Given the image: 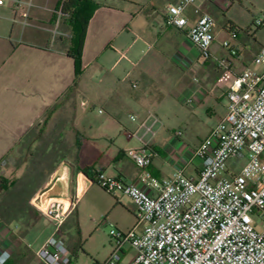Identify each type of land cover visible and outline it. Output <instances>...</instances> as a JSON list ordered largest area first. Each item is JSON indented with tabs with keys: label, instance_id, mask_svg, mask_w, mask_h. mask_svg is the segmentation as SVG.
<instances>
[{
	"label": "crops",
	"instance_id": "1",
	"mask_svg": "<svg viewBox=\"0 0 264 264\" xmlns=\"http://www.w3.org/2000/svg\"><path fill=\"white\" fill-rule=\"evenodd\" d=\"M32 1L30 26L0 19V190L16 184V179H10L12 164L17 175L27 170L28 150L23 139L60 109L74 107L75 144L78 139L82 148L74 163L62 161L52 167L29 206L15 211L14 217L0 213V250L11 254L7 264H45L38 252L57 231L73 257L78 258L79 252L89 257L98 254L94 238L99 229L94 221L87 224L81 202L95 188L100 191L97 174L141 185L143 171L128 156L129 150L142 147L140 139L156 151L148 169L154 177L170 178L183 169L196 180L201 161L194 153L199 145L184 141L181 132L160 120L154 126L155 135H145L141 124L152 123L165 108L185 124L206 114L208 121L219 120H211L217 126L228 113L231 83H217L220 71L215 58L228 60L233 74L239 75L254 68L253 60L264 48L263 29L253 24L255 13H264V0H195L185 12L188 24L183 30L166 23L168 6L181 0H105L96 2L99 7L90 20L82 54L83 73L76 78L74 60L67 54L72 35L69 32L65 40L52 34L61 0ZM195 8L215 20L209 59H204L187 37V30L198 18ZM0 12L6 17L14 15L9 7L0 8ZM62 23L61 19L60 30ZM232 31L238 33L233 41L237 56L223 47L224 41L231 40ZM162 40L167 49L164 60L155 59L136 71L137 64ZM158 75L168 78L157 80L154 77ZM92 105L106 114L94 132L86 123ZM88 129L91 134L83 136L82 131ZM84 168L93 169L95 180L81 172ZM80 175L88 181L82 183L83 189ZM41 194L42 205L58 202L68 206L77 200L61 226L32 205ZM105 197L115 208L133 203L127 197ZM132 207L134 211L135 205ZM113 247L108 248L109 255ZM132 256L127 254L124 264Z\"/></svg>",
	"mask_w": 264,
	"mask_h": 264
},
{
	"label": "built area",
	"instance_id": "2",
	"mask_svg": "<svg viewBox=\"0 0 264 264\" xmlns=\"http://www.w3.org/2000/svg\"><path fill=\"white\" fill-rule=\"evenodd\" d=\"M194 4L195 0H181L169 5L167 25L185 29V12ZM62 5L55 11L58 19L53 38L68 37L59 29ZM3 7H9L14 15L6 17L0 12V19L30 26L32 0H0ZM194 12L198 18L187 30V37L201 56L209 59L215 20L199 8ZM253 24L264 29V15ZM230 37L223 47L237 56L233 41L238 33L232 31ZM215 61L220 71L217 83H231L228 113L195 150L194 157L201 161L199 177L190 178L183 169L170 178L154 177L148 169L156 151L140 139L142 147L129 150L128 156L143 171L141 185L104 174L96 178L109 195L133 201L138 225L128 234L112 230L115 250L105 262L94 264H124L126 245L133 251L127 264H264V48L255 56L254 68L239 75L233 74L228 60ZM131 120L137 118L131 116ZM153 120L141 124L145 135H155L159 119ZM41 196L37 195L32 205L59 226L77 202L42 205ZM38 257L45 264H71L73 254L57 231ZM10 259L8 251L0 250V264Z\"/></svg>",
	"mask_w": 264,
	"mask_h": 264
},
{
	"label": "rangeland",
	"instance_id": "3",
	"mask_svg": "<svg viewBox=\"0 0 264 264\" xmlns=\"http://www.w3.org/2000/svg\"><path fill=\"white\" fill-rule=\"evenodd\" d=\"M94 1L101 3L105 0ZM263 14L264 13H260V11L255 13L257 18L263 16ZM61 31L69 36V30L66 28L64 22L62 23ZM262 31L264 39V29ZM62 38L65 40L67 39L65 36H62ZM165 46V40H162L152 51H149L145 55V60L142 64H137L136 67L138 68H135L136 71H140L148 62L152 63L155 59L163 61L167 50ZM154 78L157 80H165V78L168 77L158 75ZM73 109L74 107L72 105L67 109H60V111H57V113L51 115L48 119L44 118L43 122L34 128L31 137L24 144V147L28 150L27 156L29 164L27 170L17 175L14 172V165L12 164V166H10V179H12V181L16 179V184L8 191L0 190V213L3 215L10 213L11 216L14 217L15 211L29 206L34 191L44 183L48 177V172L53 166L59 163L58 160L62 158L60 162L68 161L74 163V160L80 158L79 153L82 147L80 146V142L75 144L76 128L72 119ZM157 116L163 125L173 126L178 132H181L183 136L182 139L190 142L192 146L199 145L201 141L206 138L205 136L208 134L209 130L215 128L216 125H214V123L212 124L211 120H213V122L219 121L216 118H212L208 121L207 118H205L206 114H202L199 115V119L197 118L194 122L185 124L181 122L180 119L171 116L169 111L165 108L160 110ZM105 119L106 114H101L98 111V107L92 105L88 110L86 123L89 127H93L92 132H94L99 129ZM169 119L172 121L171 123ZM89 131V129L87 131L83 130V136L91 134ZM164 132L169 133L167 130ZM139 136L144 137V134H140ZM144 139L147 141L148 137L145 136ZM98 189H100L101 192L95 188L85 200L81 202L80 206L81 211L84 212L87 224L94 221L96 228L99 229V231L95 232L94 238L95 248L98 254L89 257L79 252L78 258L74 256L71 264H94L96 261L105 262L110 256L108 248H111V245L114 246L113 250L116 248V241L112 240L110 232L115 230L123 234H128L138 225V220L135 215L136 208L132 211V205L134 206V204L131 201L124 204V208H115L113 205H110V202L105 197V195L111 196L101 188ZM105 243L108 244V248L106 249H104ZM125 251L130 256L133 254L129 245L125 246Z\"/></svg>",
	"mask_w": 264,
	"mask_h": 264
},
{
	"label": "trees",
	"instance_id": "4",
	"mask_svg": "<svg viewBox=\"0 0 264 264\" xmlns=\"http://www.w3.org/2000/svg\"><path fill=\"white\" fill-rule=\"evenodd\" d=\"M61 2H63L62 20L72 35V38L69 39L67 54L74 60L76 78H79L83 73L82 54L86 33L90 20L93 18L95 11L99 7V4L94 0H61ZM32 133L33 130L28 133V135H26L22 143L25 144L26 141L31 137ZM76 143H79L78 139L76 140ZM61 159L58 160V162H60ZM81 172L84 173L88 178L95 180V174L92 168H84L81 170ZM3 184L4 183H2V185ZM14 185L15 184L11 186L7 185L4 187L5 191H8L11 187H14Z\"/></svg>",
	"mask_w": 264,
	"mask_h": 264
},
{
	"label": "bare ground",
	"instance_id": "5",
	"mask_svg": "<svg viewBox=\"0 0 264 264\" xmlns=\"http://www.w3.org/2000/svg\"><path fill=\"white\" fill-rule=\"evenodd\" d=\"M88 183V181L86 180V176L84 175H80V187L81 189H83L82 183ZM57 200V199H56Z\"/></svg>",
	"mask_w": 264,
	"mask_h": 264
},
{
	"label": "water",
	"instance_id": "6",
	"mask_svg": "<svg viewBox=\"0 0 264 264\" xmlns=\"http://www.w3.org/2000/svg\"><path fill=\"white\" fill-rule=\"evenodd\" d=\"M84 174V173H83ZM85 175V174H84Z\"/></svg>",
	"mask_w": 264,
	"mask_h": 264
}]
</instances>
